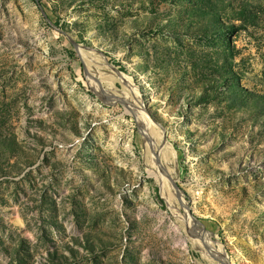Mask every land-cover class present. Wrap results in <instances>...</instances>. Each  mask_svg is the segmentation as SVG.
<instances>
[{
    "label": "rangeland",
    "instance_id": "1",
    "mask_svg": "<svg viewBox=\"0 0 264 264\" xmlns=\"http://www.w3.org/2000/svg\"><path fill=\"white\" fill-rule=\"evenodd\" d=\"M0 264H264V0H0Z\"/></svg>",
    "mask_w": 264,
    "mask_h": 264
},
{
    "label": "water",
    "instance_id": "2",
    "mask_svg": "<svg viewBox=\"0 0 264 264\" xmlns=\"http://www.w3.org/2000/svg\"><path fill=\"white\" fill-rule=\"evenodd\" d=\"M72 45L74 46L75 50L77 51V45L74 42H72Z\"/></svg>",
    "mask_w": 264,
    "mask_h": 264
}]
</instances>
